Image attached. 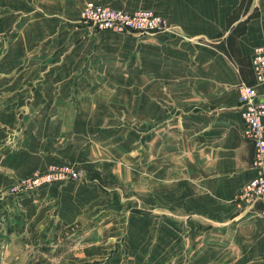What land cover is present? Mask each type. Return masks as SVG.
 Returning a JSON list of instances; mask_svg holds the SVG:
<instances>
[{
    "label": "crops",
    "instance_id": "1",
    "mask_svg": "<svg viewBox=\"0 0 264 264\" xmlns=\"http://www.w3.org/2000/svg\"><path fill=\"white\" fill-rule=\"evenodd\" d=\"M85 1L0 0V11L6 12L0 16V31L9 27V58L45 64L44 100L35 116L18 130L14 113L20 104L0 109V125L7 127L0 131V193L56 159L82 162L94 178H116L117 191L125 186L135 191L128 183L131 151L141 157L134 173L141 189L136 182V195L125 200L114 197V183L104 185V191L93 182L51 183L30 195L5 194L0 211L11 209L16 230L27 216L50 233L55 221L98 218L105 211L98 212V207L121 199V212L106 210L108 221L89 235L108 229L113 237L130 209L148 215L154 225L169 220V235L176 243L184 234L191 251L187 264H264L262 205L238 198L256 172L236 91L253 48L264 44V0H244L243 7V0H97L124 9L152 8L168 24L164 31L139 36L137 89L155 94L153 102H137L136 149L125 133V107L131 102L67 105L64 99L66 85L81 69L76 65L81 48L93 42L94 32H102L79 18ZM115 105L120 114L114 113ZM151 191L153 200L147 205L145 195ZM150 203L153 209L147 211Z\"/></svg>",
    "mask_w": 264,
    "mask_h": 264
},
{
    "label": "rangeland",
    "instance_id": "2",
    "mask_svg": "<svg viewBox=\"0 0 264 264\" xmlns=\"http://www.w3.org/2000/svg\"><path fill=\"white\" fill-rule=\"evenodd\" d=\"M88 1L90 0L83 3L79 12V18L84 21L86 20L81 12L84 4ZM92 1L129 14L149 9L162 16L152 8L124 9L100 3L97 0ZM241 3V7H243L245 1L243 0ZM2 13L6 12L0 11V16L3 15ZM163 19L166 24L161 30L133 29L117 32L97 29L102 31L99 35L93 31L96 37L92 43L88 44V47L81 48L84 50L83 56L76 60V65L81 69L72 75L74 82L66 85L67 91L64 94V99L69 102L67 105H70V102H125L126 106L131 102L130 107H125V121L129 118V123L125 122V133L129 134L131 149L137 148L139 130L137 102H153L155 94L153 90L140 94L137 89L138 40L141 35L156 34L166 30L168 24L164 17ZM6 28L9 29V27H3V30ZM8 29L4 32L0 31V109H9L10 104H20L14 113L19 130L26 121H30L35 116V110L43 104L45 92L42 90V83L45 64L41 60L10 59L7 54L11 46ZM132 68L135 69L132 70ZM242 77L241 81L245 83L254 82L250 66L245 64ZM57 94V91L51 92V95L58 101ZM140 96L142 99H139ZM47 104L51 106L49 102ZM53 105L55 107L52 110H56L57 102H54ZM120 109L115 105L113 111L115 114H120ZM1 130H7V127L0 125ZM10 130L17 131L16 128ZM117 133H114V138L117 137ZM1 141L0 138V143L3 144ZM119 157L120 159L124 158L121 155ZM139 158L141 157L137 152L131 151L130 162L135 171H131L128 183L133 185V188L135 187L136 192V182L138 191L141 189L138 176H134V173H137ZM64 166L75 168L78 175L75 178L68 177L63 170ZM91 175L89 167L82 162L56 159L41 169L36 168L17 178L6 191L0 193V198H4L5 194L12 195L22 192H30V195L44 185L68 182L83 185L93 182L92 185H101L102 191H104V185L111 187L114 183V197L131 200L130 197L136 195L133 189L126 186L125 191H123L124 188H121L120 192L117 191L119 182L110 175H106V177L102 175L100 178H94ZM145 197L148 205L153 200L152 191L146 192ZM25 199H21V202L24 203ZM120 200H113L112 203L107 204L109 206L98 207V212L105 210L98 218L77 220L72 223L55 221L50 233L44 228H40L41 224H36L27 216L23 217L25 222L23 227L16 230L17 225L13 223L14 218H12L13 212L11 209H3L0 211V264H78L82 261H91L95 264H187V254L191 255V251L186 249L185 235L178 236L176 243L169 235V220L164 222L159 219L154 225V220L150 223L148 215L145 217L139 213L137 215L129 209L126 218L116 225L118 229L117 232H113V237L108 235L110 234L108 229H104L102 233L97 232L99 235H96L97 233L89 235L96 226L108 221L110 216L108 211L121 212L118 211L123 209V202ZM150 204L149 207H145L147 211L153 209L152 203ZM21 210L22 207L18 204L17 211ZM98 220L100 222H97ZM115 222L118 223V221ZM18 231L19 233H17ZM89 243L92 245H88ZM81 252L88 258H80Z\"/></svg>",
    "mask_w": 264,
    "mask_h": 264
},
{
    "label": "built area",
    "instance_id": "3",
    "mask_svg": "<svg viewBox=\"0 0 264 264\" xmlns=\"http://www.w3.org/2000/svg\"><path fill=\"white\" fill-rule=\"evenodd\" d=\"M81 13L86 21L100 30H161L166 24L162 16L149 9L129 14L99 5L92 0L84 4ZM250 68L254 82L241 81L237 84L236 91L243 135L253 145L251 165L256 173L241 187L238 198L248 203L260 202L264 218V44L253 48ZM63 170L68 177L75 178L78 175V171L71 166H64Z\"/></svg>",
    "mask_w": 264,
    "mask_h": 264
},
{
    "label": "trees",
    "instance_id": "4",
    "mask_svg": "<svg viewBox=\"0 0 264 264\" xmlns=\"http://www.w3.org/2000/svg\"><path fill=\"white\" fill-rule=\"evenodd\" d=\"M78 264H95V262H91V261H82V262H79Z\"/></svg>",
    "mask_w": 264,
    "mask_h": 264
}]
</instances>
